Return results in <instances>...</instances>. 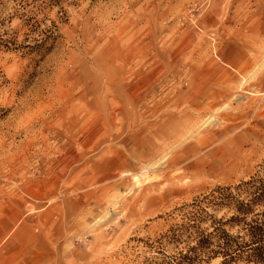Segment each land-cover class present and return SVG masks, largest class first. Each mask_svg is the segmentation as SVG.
<instances>
[{
  "label": "rangeland",
  "instance_id": "374dc122",
  "mask_svg": "<svg viewBox=\"0 0 264 264\" xmlns=\"http://www.w3.org/2000/svg\"><path fill=\"white\" fill-rule=\"evenodd\" d=\"M252 178L264 0H0V264H167Z\"/></svg>",
  "mask_w": 264,
  "mask_h": 264
},
{
  "label": "trees",
  "instance_id": "16d2710c",
  "mask_svg": "<svg viewBox=\"0 0 264 264\" xmlns=\"http://www.w3.org/2000/svg\"><path fill=\"white\" fill-rule=\"evenodd\" d=\"M235 190L236 193L232 188H218L217 195H213L211 203L230 210L232 215L213 219L212 231L201 230L199 224L204 219L198 214L188 224L173 229V243H180L184 236H194L195 244L174 255L167 264H203L220 256L224 264H264V181L252 178ZM227 227L240 229L231 234Z\"/></svg>",
  "mask_w": 264,
  "mask_h": 264
},
{
  "label": "bare ground",
  "instance_id": "6f19581e",
  "mask_svg": "<svg viewBox=\"0 0 264 264\" xmlns=\"http://www.w3.org/2000/svg\"><path fill=\"white\" fill-rule=\"evenodd\" d=\"M137 179V178H136ZM137 181V180H136Z\"/></svg>",
  "mask_w": 264,
  "mask_h": 264
}]
</instances>
